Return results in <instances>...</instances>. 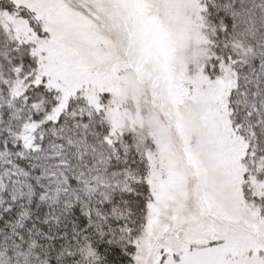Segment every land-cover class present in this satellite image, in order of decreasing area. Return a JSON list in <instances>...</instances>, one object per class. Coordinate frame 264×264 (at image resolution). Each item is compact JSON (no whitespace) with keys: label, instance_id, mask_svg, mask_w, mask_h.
Here are the masks:
<instances>
[{"label":"snow or ice","instance_id":"obj_1","mask_svg":"<svg viewBox=\"0 0 264 264\" xmlns=\"http://www.w3.org/2000/svg\"><path fill=\"white\" fill-rule=\"evenodd\" d=\"M0 264H264V0H0Z\"/></svg>","mask_w":264,"mask_h":264}]
</instances>
